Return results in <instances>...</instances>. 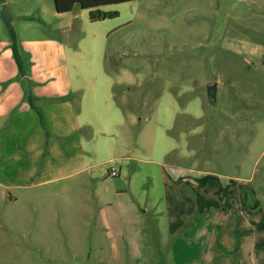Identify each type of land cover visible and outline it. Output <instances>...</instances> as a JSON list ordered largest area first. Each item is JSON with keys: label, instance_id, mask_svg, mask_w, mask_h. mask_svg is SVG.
I'll return each instance as SVG.
<instances>
[{"label": "rangeland", "instance_id": "obj_1", "mask_svg": "<svg viewBox=\"0 0 264 264\" xmlns=\"http://www.w3.org/2000/svg\"><path fill=\"white\" fill-rule=\"evenodd\" d=\"M2 5L6 31L9 16L17 33L26 21L55 33L39 7L20 16L16 4ZM102 10L119 15L93 22L78 5L56 20L80 14L56 33L80 49L70 61L88 73L79 77L84 89L86 75L90 84L100 73L98 80L111 79L126 117L122 131L138 141L134 156L142 161L112 160L72 175L77 166L65 164L55 174L64 177L30 186L40 174L13 172H40L49 149L20 160L1 152L0 168L12 171L0 177L21 185L6 195L0 189V264H264V0H134ZM209 82L217 83L213 100ZM161 164L172 175L188 167L238 183L244 208L223 191L232 207L222 212L234 208L232 215L215 214L199 232L198 212L181 216V202L171 211ZM182 189L196 198L189 184Z\"/></svg>", "mask_w": 264, "mask_h": 264}, {"label": "crops", "instance_id": "obj_2", "mask_svg": "<svg viewBox=\"0 0 264 264\" xmlns=\"http://www.w3.org/2000/svg\"><path fill=\"white\" fill-rule=\"evenodd\" d=\"M8 3L17 5L13 7V14L20 16L32 14L39 7L47 27L52 23L55 25V33H50L30 21L21 24L22 29L19 28L18 36L31 65L26 76L20 77V70L10 47V35L4 29L0 18V153L4 152L7 157L20 160L24 156L29 159V153L33 149H37L39 153H44L46 147L49 149V160L40 172L36 169L30 172L21 166L13 174L37 172L42 178L34 176L29 184L35 186L64 177L55 174L62 171L65 164L70 167L77 166L74 172L68 174L72 175L112 160L142 161L134 156L140 146L138 141L133 142L131 136H126L125 131H122L126 125V117L122 113V104L111 87V79L105 77L98 80L100 73L98 77L91 78L96 84H90L86 71H73L70 60L73 59L76 63L80 49H72L57 36L56 32L65 33L74 23L73 19L80 14L74 12L71 20L68 18L58 21L59 23L56 20L73 12L78 5L71 12L59 13L54 0H6V4ZM96 48L101 51L102 45L98 44ZM59 68H65V71L58 75ZM83 73L87 74L88 86L85 89L79 78ZM58 78L63 82L62 85L58 86ZM28 84L31 88L26 86ZM36 109L42 113L45 125L40 123ZM130 120L133 123L135 117L130 116ZM20 136L23 144H19ZM64 151L68 153L67 158H64ZM119 151L120 153L113 154ZM61 158L66 159L65 163L61 162ZM161 166L159 173L163 194L169 197L171 211L178 213L177 205L181 202L185 207L181 216L186 218L198 212L199 217L196 218L194 228H199V232L201 224H207L215 214L232 215L234 208H230L229 213H226V209L222 212L225 204L230 205L226 200L233 199V207L237 204L241 209L244 208L243 201H246L247 196L238 183L228 182L225 185L217 173L188 167L179 168L172 175L166 170L165 164ZM121 170L122 168L119 171L117 169L118 175ZM5 171L0 168L1 174ZM13 178V175L0 177L3 195L13 187L21 185L13 181ZM131 179L132 176H129L127 180ZM188 184L197 195L195 199L181 192L182 187ZM174 187L180 192L179 198L172 195L175 193ZM225 190L229 194L224 201L222 193ZM10 198L12 200V196Z\"/></svg>", "mask_w": 264, "mask_h": 264}, {"label": "trees", "instance_id": "obj_3", "mask_svg": "<svg viewBox=\"0 0 264 264\" xmlns=\"http://www.w3.org/2000/svg\"><path fill=\"white\" fill-rule=\"evenodd\" d=\"M129 1L134 0H54L56 10L59 13L71 12L75 5H79L82 9L89 11V19L93 22L113 18L119 15L118 11L102 10L104 6ZM3 18L7 27V32L10 35V47L12 49L15 61L18 64L20 77H24L26 76L27 70L31 65V61L29 60L28 54L22 47L17 30L12 24V18L9 16H5ZM116 91L117 90L114 88V93H116ZM36 111L38 113L40 123L45 125L42 113L38 109H36Z\"/></svg>", "mask_w": 264, "mask_h": 264}, {"label": "water", "instance_id": "obj_4", "mask_svg": "<svg viewBox=\"0 0 264 264\" xmlns=\"http://www.w3.org/2000/svg\"><path fill=\"white\" fill-rule=\"evenodd\" d=\"M2 4L6 5V0H1L0 5L3 6ZM207 91H208V95L212 98V99H216V94H217V83L216 82H209L207 84Z\"/></svg>", "mask_w": 264, "mask_h": 264}, {"label": "built area", "instance_id": "obj_5", "mask_svg": "<svg viewBox=\"0 0 264 264\" xmlns=\"http://www.w3.org/2000/svg\"><path fill=\"white\" fill-rule=\"evenodd\" d=\"M110 174H111L112 176H117V175H118V171H117V169L112 168L111 171H110Z\"/></svg>", "mask_w": 264, "mask_h": 264}, {"label": "flooded vegetation", "instance_id": "obj_6", "mask_svg": "<svg viewBox=\"0 0 264 264\" xmlns=\"http://www.w3.org/2000/svg\"><path fill=\"white\" fill-rule=\"evenodd\" d=\"M213 100V99H212Z\"/></svg>", "mask_w": 264, "mask_h": 264}]
</instances>
